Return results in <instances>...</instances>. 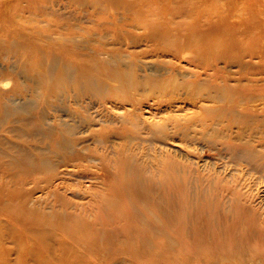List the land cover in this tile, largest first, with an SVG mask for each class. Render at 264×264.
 <instances>
[{
  "label": "rangeland",
  "instance_id": "1",
  "mask_svg": "<svg viewBox=\"0 0 264 264\" xmlns=\"http://www.w3.org/2000/svg\"><path fill=\"white\" fill-rule=\"evenodd\" d=\"M94 11L97 12L95 16ZM111 14H114L116 19L113 24L110 21L107 23L110 28L102 30L95 26L97 16L104 17ZM124 19H128V22H124ZM117 22L127 23L129 26L125 24L124 28L113 27ZM164 29L166 33L158 45L160 48L164 47L161 50L162 56L175 49L174 46L166 45L165 39L171 38L186 43L193 36L201 38L202 45L214 46L218 42L222 44V50L226 51L227 46L224 44L228 40L236 45L230 50L233 56H237L238 52H248L247 50H258V52L263 50L264 54V0H0V42L2 49L10 52L9 55L5 53L0 66V81H2L0 89L8 93L17 92L18 89L28 91L31 81L27 67L30 64H26L22 58L19 61V57L32 53L36 61L37 54L33 53L34 50L45 44L43 65L51 75L50 85L55 90L47 94L48 103L45 106H42L38 99L32 101L26 99L24 101L26 105L16 101L13 104L14 109L18 107L17 111L28 116L38 114L40 110L47 116L61 115L67 123L64 129L66 131L73 129L78 135L89 130L101 131L113 142L111 155H117L116 151L126 154L136 151L151 154L154 156L153 164L160 168L169 166L170 169L179 170L180 167L186 170V175L183 172L180 175L187 182L191 180L190 178L194 182L197 179L203 180V177L207 176L215 183L213 191L209 192L210 196H219L223 193L233 199L241 200L246 204L247 209L253 212L255 216L252 221L260 228V232L264 233V168L260 171L252 170L248 163L238 161L231 155L234 147H243L264 154V110L260 109L256 116H250L235 111L226 112L227 109L224 108L220 116H212L209 112L201 113L198 108L186 109L183 112L163 109L156 117L149 119L151 115L147 113L143 117L148 126L151 122L164 124V133L155 129L156 133L152 134L148 129H144L142 121H136L137 119L134 121L138 124V129L133 133L130 132L133 125L127 121L126 109L106 112L103 108L98 109L99 105H96L95 109L85 111V108H81L75 102L76 91L73 85L76 77L79 76L80 70L77 65L80 59L65 60L63 55L75 42L80 44L81 49L78 51L81 54L94 45L80 35L104 34L101 40L112 46L114 33L146 35ZM28 42L30 46H27ZM145 48L146 41H141L130 50L141 52ZM16 54L18 61L14 57ZM173 55L169 54L164 58L173 61L175 60ZM176 60L179 64V67H176V72L180 75L177 74L178 77L187 79L181 75L190 72L188 63L182 58ZM246 60L251 59L246 58ZM259 60L261 59L253 58L251 62ZM154 61V58L146 57L138 60V63L150 64L147 66L152 67V73H149L157 75L159 79L168 77V66L164 62L152 63ZM129 62L130 59L125 57L123 69L129 68L127 67L130 65ZM64 64L69 66L70 73L67 74L69 78L61 80L60 70ZM112 66L118 65L114 62ZM220 66L225 67L232 75L233 80L230 85L238 89L239 82L234 81L238 76H235L239 70L237 63H232L229 67L220 62ZM260 69L263 73L253 75L256 81L252 83L263 90L257 95L258 101L255 102L257 107L264 106V66L261 65ZM136 70L138 74L144 75L137 66ZM244 83L242 82L240 87H244ZM113 85L119 84L114 82ZM242 91L248 92L247 89ZM39 96H42V92ZM21 104H24L23 109ZM137 113L140 114V111ZM196 113L204 116V120L190 123L189 118ZM223 120L225 122L220 124ZM174 122L180 123L176 132L173 130ZM131 134L134 136L133 140L128 137ZM148 139L153 140V143ZM84 145L101 149V146L97 147L92 141ZM144 158L148 159V155ZM92 170L96 171L97 176L91 175ZM45 174H59V178L52 180L49 185L44 181L27 183L25 188L32 190V195L28 199L22 201L21 198H16L11 204L2 203L0 264H264V256L253 255L244 258L232 256L226 251L214 255L207 246L203 245L198 247L207 252L205 256H187L191 248L184 242H179L174 248L169 247L171 251L168 250L165 254L150 256L149 253H144V246L139 239L122 237V233L129 231V227L119 222L113 223V226H108L106 223L103 225V232L111 234L109 237L103 235L105 241L103 237L97 239L96 236H92L102 243L109 242L107 252L86 256L65 252L63 249L67 247L60 242L71 240L65 230H59L58 226L51 228V225L43 223L33 229L22 223L12 227L6 220L10 215L9 211L23 209V216L32 218H35L34 214H46L56 223L58 217H64L66 212L64 204L69 201V204H66L68 212L82 215L90 222L93 219V222L98 224L96 226H100L103 218L95 219V210L92 207L93 192L103 187L101 184L103 176H106L105 182L110 186L118 185L117 179H111L113 174H108L101 168H92L84 172L72 165L61 166L57 170H47L42 175ZM21 176L24 175L20 172L6 176L0 171V188L14 189L12 184H18L22 179ZM205 184L207 185V180ZM206 185L200 187H207ZM14 190L21 191V186ZM205 212L206 208L203 206H196L193 209L195 214ZM37 220L41 221V219ZM106 221L108 222V218ZM146 229V227L140 228L138 232L144 234ZM129 233L134 234L135 230ZM248 236L246 234V238ZM152 240L155 243L165 242L166 246L172 245L170 239L165 237L153 236ZM85 249L83 244L70 246L71 251ZM62 252L63 255L67 254L61 256ZM195 252L192 251L191 255Z\"/></svg>",
  "mask_w": 264,
  "mask_h": 264
},
{
  "label": "bare ground",
  "instance_id": "2",
  "mask_svg": "<svg viewBox=\"0 0 264 264\" xmlns=\"http://www.w3.org/2000/svg\"><path fill=\"white\" fill-rule=\"evenodd\" d=\"M96 13L94 11L93 15L95 16ZM115 19L114 14L97 16L94 24L104 30L110 28L107 23L110 21L113 24ZM118 22L113 27L129 26L127 23ZM124 22H128V19H124ZM165 33V29L155 30L154 33L146 35L114 33L112 46L101 40L104 34L80 35L94 45L81 54L78 51L81 49L80 44L75 42L63 55L65 60L80 59L77 65L80 70L79 76L76 77V86L73 85L76 91L75 102L81 108H85V111L95 109L96 105H99L98 109L103 108L106 112L126 109L127 121L133 125L130 132L133 133L138 129L136 121L141 120L144 124L143 128L148 129L152 134L156 133L155 129L164 133V124L151 122L148 126L143 117L146 113L151 115L149 119L156 117L163 109L183 112L186 109L198 108L201 113L209 112L212 116H220L224 108L227 109L226 112L235 111L250 116H256L260 109L264 110V106L257 107L255 104L258 101L257 95L263 90L252 84L256 81L253 75L263 73L260 69L261 65L264 66L263 50L260 52L247 50L248 52H238L237 56H233L230 50L236 45L228 40L224 44L227 46L226 51L222 50V44L218 42L214 46L202 45L201 38L197 36H193L186 43L168 38L164 43L175 47L174 51L166 54H174L175 60L172 61L164 58L166 55L162 56L161 50L164 47H158ZM141 41H146V48L141 52H132L130 49ZM1 45L0 42V66L5 53L8 55L10 53L8 50H3ZM27 46H30V42ZM45 51V44H41L40 48L33 52L37 54L36 61L32 53L19 57V61L22 58L26 64H30L27 67L31 81L28 91L18 89L17 92L8 93L0 89V171L6 176L14 175L16 172L24 175L21 176L22 179L18 184H12L14 189L21 186V191L0 188V213H2V203L11 204L16 198L24 201L32 195V190L25 188L27 183L44 181L49 185L52 180L59 178V174H42L47 170H57L61 166L72 165L84 172L92 168H101L108 174H113L111 179H117L118 185L110 186L105 182L106 176H103L101 182L103 187L93 192L92 207L95 210V219L103 218L100 226H96L98 224H95L93 219L90 222L82 215L68 212L66 207L69 201H67V205L64 204L66 211L64 217H58L56 223L46 214H34L35 218L41 219L39 221L31 216H23V209L9 211L10 215L6 220L12 227H16L19 223L31 229L39 227L41 223L51 225V228L58 226V229L65 230L71 239L68 240L69 242H60L69 249L64 248L63 251L73 252L77 256L95 255L97 252L106 251L109 242L102 243L97 239L103 237L105 241V237L111 234L103 232V225L106 223L108 226H113L112 224L116 222L129 227V231L135 230L134 234L129 231L122 233V237L139 239L144 246V253L147 252L150 256L165 254L166 251H171L169 247L174 248L179 242L187 243L191 248L187 256H205L207 252L198 247L199 245L207 246L214 255L226 251L232 256L244 258L253 255L264 256V233L260 232V228L252 221L255 216L253 212L247 209L246 204L241 200L233 199L223 193L219 196H210L209 192L213 191L215 183L207 176H204L203 180L196 178L194 182L190 178L191 180L187 182L180 175L182 172L186 175V170L180 167L179 170L170 169L166 165H162L166 166L165 168H160L153 164L154 156L151 154H142L143 152L138 151L126 154L116 151L117 155H111L113 142L101 131L89 130L78 135L73 129L67 131L64 129L67 123L61 115L47 116L40 110L38 114L28 116L17 111L18 107L15 110L13 104L21 101L26 105L24 102L26 99L30 101L38 99L41 105L45 106L48 103L47 94L55 90L50 85L51 75L43 65ZM14 57L18 61V54ZM125 57L130 59V65L127 66L129 68L123 69ZM146 57L154 58L155 61L152 63L164 62L169 68L168 77L159 79L157 75L150 74L152 67L147 66L150 64L138 63V60ZM181 58L190 67V72L181 75L187 79H180L176 72V67H179L176 59ZM246 58L261 60L251 62ZM114 62L118 66H112ZM220 62L229 67L232 63H237L239 70L235 74L238 76L234 81L239 82L238 89L230 85L233 80L232 75L225 67L220 66ZM136 66L144 75L137 73ZM60 72L61 80L69 78L67 74L70 73V68L67 64L62 65ZM114 82L119 85H113ZM242 82H245L244 87H240ZM243 89H247L248 92L242 91ZM40 92L42 96H39ZM22 106L24 104H21V108ZM21 108L19 107L20 110ZM138 111L140 114L137 113ZM204 118L196 113L188 121L196 123ZM224 122L223 120L220 124ZM178 125L180 123H173L175 132ZM128 137L134 139L132 134ZM89 141L97 144V147L101 146V149L84 145ZM148 141L153 143V140L148 139ZM161 154L163 155L162 151ZM146 155L148 159L144 158ZM231 155L238 161L248 163L252 170L260 171L264 168V154L258 151L234 147ZM96 162L99 163L95 164ZM91 175L97 176L96 171L92 170ZM202 185L207 187L201 188ZM58 200L59 198L56 201ZM196 206L205 207L206 212L193 213ZM113 211L117 213H112ZM143 227L147 228L144 234L139 233L138 230ZM246 234L249 235L247 238ZM92 236H96L97 239ZM153 236L170 239L172 245L166 246L165 242L155 243L152 240ZM71 244L75 246L83 244L86 249L71 251ZM194 250L196 252L191 255ZM63 253L61 256L67 254L63 255Z\"/></svg>",
  "mask_w": 264,
  "mask_h": 264
}]
</instances>
